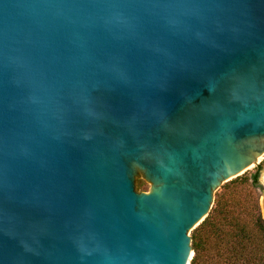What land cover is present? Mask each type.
Returning a JSON list of instances; mask_svg holds the SVG:
<instances>
[{"label": "water", "instance_id": "water-1", "mask_svg": "<svg viewBox=\"0 0 264 264\" xmlns=\"http://www.w3.org/2000/svg\"><path fill=\"white\" fill-rule=\"evenodd\" d=\"M263 156L264 0H0V264H189Z\"/></svg>", "mask_w": 264, "mask_h": 264}, {"label": "trees", "instance_id": "trees-1", "mask_svg": "<svg viewBox=\"0 0 264 264\" xmlns=\"http://www.w3.org/2000/svg\"><path fill=\"white\" fill-rule=\"evenodd\" d=\"M260 166L251 175L247 171L224 186L250 181L255 187ZM192 246L195 254L190 264H264V218L258 202H254L253 212H245L238 193L232 198L217 193L209 215L193 230Z\"/></svg>", "mask_w": 264, "mask_h": 264}, {"label": "rangeland", "instance_id": "rangeland-1", "mask_svg": "<svg viewBox=\"0 0 264 264\" xmlns=\"http://www.w3.org/2000/svg\"><path fill=\"white\" fill-rule=\"evenodd\" d=\"M260 161H261L260 162L261 166L259 167V170H260L259 181L262 178V176L264 175V156L261 157ZM258 165L252 166L248 170V172L247 171L246 172L249 175H251L252 173H254L257 170ZM139 181L142 182V186H140V187H139ZM228 182L223 183L217 189V191L215 192V198H216L217 193L218 194L225 193L227 198H232L236 193H238L240 195V199L242 200V203L244 205L245 212H251V211L253 212L254 211V202L257 201L259 204L260 212L262 213V216H263V207L261 204L263 194L261 192V189L258 187V185H256L254 187L250 184V181H248L247 183H244V184H241V183L231 184L229 187L226 188L224 185ZM136 185H137L138 190H140V191H149L139 175H137V177H136ZM233 189L237 190L238 192L237 191L233 192ZM239 191H241V192H239ZM214 205H215V199H214V203H213L212 208L214 207ZM193 230L191 231V236H192ZM194 254H195V251H194ZM194 254H193V256H194ZM193 256H192V258H193ZM192 258L190 259V263H191Z\"/></svg>", "mask_w": 264, "mask_h": 264}, {"label": "bare ground", "instance_id": "bare-ground-1", "mask_svg": "<svg viewBox=\"0 0 264 264\" xmlns=\"http://www.w3.org/2000/svg\"><path fill=\"white\" fill-rule=\"evenodd\" d=\"M263 179H264V175H263ZM262 207H263V214H264V196H262Z\"/></svg>", "mask_w": 264, "mask_h": 264}]
</instances>
